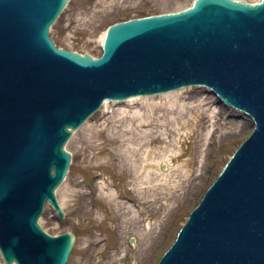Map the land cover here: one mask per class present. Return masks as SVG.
<instances>
[{
    "label": "water",
    "instance_id": "water-1",
    "mask_svg": "<svg viewBox=\"0 0 264 264\" xmlns=\"http://www.w3.org/2000/svg\"><path fill=\"white\" fill-rule=\"evenodd\" d=\"M239 1L195 0L178 13L115 24L93 58L50 39L70 0H0L5 264L68 263L75 236H50L39 220L46 203L64 218L55 190L71 166L65 145L105 100L189 86L210 88L254 129L157 264H264V0Z\"/></svg>",
    "mask_w": 264,
    "mask_h": 264
},
{
    "label": "rangeland",
    "instance_id": "rangeland-1",
    "mask_svg": "<svg viewBox=\"0 0 264 264\" xmlns=\"http://www.w3.org/2000/svg\"><path fill=\"white\" fill-rule=\"evenodd\" d=\"M193 1L70 0L50 37L59 48L97 58L109 26L177 13ZM181 90L171 99L165 93L108 101L72 134L65 146L70 170L55 191L64 218L46 204L39 220L51 236H75L67 264H156L252 132L250 118L225 107L208 89ZM201 98L211 105L209 119L215 116L214 135H207L211 124L201 125L204 114L193 103Z\"/></svg>",
    "mask_w": 264,
    "mask_h": 264
},
{
    "label": "bare ground",
    "instance_id": "bare-ground-1",
    "mask_svg": "<svg viewBox=\"0 0 264 264\" xmlns=\"http://www.w3.org/2000/svg\"><path fill=\"white\" fill-rule=\"evenodd\" d=\"M102 39H103V37H102ZM183 93H184V90H181V89L179 91H172V92L164 95V98L165 99L175 98L177 95L183 94ZM141 99H144V98L134 97V98L128 99L127 102H131V101H135V100H141ZM144 100H146V99H144ZM206 100H207L206 98H204V99L201 98V100L199 102L194 101L193 103H197L196 106L200 109L201 114H204V116L202 118L204 120H203V123L201 125H205L206 123L204 121L207 120V122H210V124H211L210 127L213 129L215 127L216 123L211 122L210 119L211 120L215 119L214 118L215 116L214 117L210 116L211 117L210 119H209V116H207V113H209L210 110H211L210 109L211 105H210L209 102H206ZM108 103H109L108 101H104L102 107H106L108 105ZM210 114H211V112H210ZM251 122L253 123L252 120H251ZM215 132H216V129H213L211 132H210V130H208L207 131V135L210 134V133H212V135H214ZM201 153H203V151H201ZM152 243L153 244L150 246L149 250H151L155 246L156 241L154 240Z\"/></svg>",
    "mask_w": 264,
    "mask_h": 264
}]
</instances>
